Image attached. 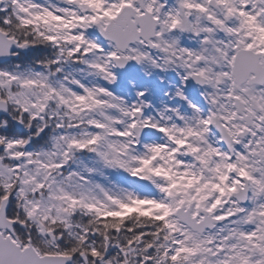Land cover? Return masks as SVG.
Instances as JSON below:
<instances>
[{
	"label": "snow or ice",
	"instance_id": "obj_1",
	"mask_svg": "<svg viewBox=\"0 0 264 264\" xmlns=\"http://www.w3.org/2000/svg\"><path fill=\"white\" fill-rule=\"evenodd\" d=\"M0 264H264V0H0Z\"/></svg>",
	"mask_w": 264,
	"mask_h": 264
}]
</instances>
